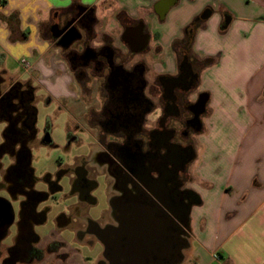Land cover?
Returning a JSON list of instances; mask_svg holds the SVG:
<instances>
[{
	"label": "crops",
	"instance_id": "obj_1",
	"mask_svg": "<svg viewBox=\"0 0 264 264\" xmlns=\"http://www.w3.org/2000/svg\"><path fill=\"white\" fill-rule=\"evenodd\" d=\"M77 4L95 8L99 19L91 43L130 54L132 64L143 59L150 82L176 74L185 50L201 64L190 99L204 95L202 125L191 127L195 154L185 185L195 199L175 264H264V0H0L1 73H9V60L15 61L22 73L11 75L12 82L27 78L31 90L45 89L74 121L85 123L81 114L96 99L95 84L88 83L91 92L83 88L67 55L83 40L65 47L49 33L53 20L69 18ZM138 40L144 52L134 51ZM92 162L103 165L93 157ZM82 226L75 228L76 240L92 248L100 243L102 250H74V261L60 263L110 264L107 245L78 234ZM55 242L39 247L46 251ZM119 254L115 259L126 264ZM48 257L45 252L31 264H50Z\"/></svg>",
	"mask_w": 264,
	"mask_h": 264
},
{
	"label": "flooded vegetation",
	"instance_id": "obj_2",
	"mask_svg": "<svg viewBox=\"0 0 264 264\" xmlns=\"http://www.w3.org/2000/svg\"><path fill=\"white\" fill-rule=\"evenodd\" d=\"M98 21L95 8L77 4L69 18L54 19L49 25L50 35L65 47L83 40L67 55L83 88L91 92L90 82L96 90L95 101L81 114L86 122H76L87 131L88 152L58 175H45L49 191L45 186L38 188L33 166L35 94L20 82L0 91V121L5 123L0 129V196L13 205L0 203V234L12 221L0 244L2 264H31L45 252H56V243L49 244L46 251L39 247L36 229L48 219L41 205L63 189L59 180L69 173L71 194L77 202L72 203V218L61 213L57 224L77 229L83 223L78 234L101 238L110 250V264H117L115 254H126L130 248L145 255L138 264H175L181 255L177 247L186 245L188 209L195 199L185 186L195 154L191 127H201L205 99L202 93L194 101L190 97L198 87L201 64L190 61L185 50L176 74L160 75L150 82L151 69L143 59L132 64L130 54L91 43ZM139 43L133 45L134 51L144 52ZM69 138L81 141L73 132ZM43 142L52 144L50 130L45 131ZM99 176L107 184L108 208L94 219L90 212L98 205L94 192L100 185ZM59 259L66 261L67 257Z\"/></svg>",
	"mask_w": 264,
	"mask_h": 264
},
{
	"label": "rangeland",
	"instance_id": "obj_3",
	"mask_svg": "<svg viewBox=\"0 0 264 264\" xmlns=\"http://www.w3.org/2000/svg\"><path fill=\"white\" fill-rule=\"evenodd\" d=\"M9 73H1L4 69L2 57H0V74L4 77L1 89L5 90L12 83L11 75H21L22 70L20 65L13 60H9L7 64ZM27 78L22 77L20 83L23 87H28L25 84ZM35 94V106L37 108L35 129L37 130V136L33 146V166L35 168L36 177L39 179L38 188H43L49 191L48 184H45L43 177L47 174L54 176L69 169L74 163L82 157V155L88 152V143L90 139L86 130H81L72 116L66 112L59 105L58 101L51 99L49 93L37 85L32 87ZM50 98V100H49ZM5 123L0 121L1 131L4 129ZM50 130L52 144H45L43 138L45 137V131ZM73 132L80 136L81 141L71 140L69 133ZM99 182V188L95 190L94 195L98 199V205L91 209L90 214L94 219H99L100 215L108 208L107 202V184L103 176L97 178ZM70 173L64 174L60 178L59 182L63 189L58 192L57 195H50L47 200L41 205V209L45 210L48 214L46 223L37 227V232L40 236L41 244H45L49 239L56 238V244L58 248L55 253H50V257L47 258V263L61 264L66 262L61 258V255H65L70 262L75 260V255L72 253L75 251H81L84 253H92L102 250V244L97 243L94 248L90 244H82L76 240L77 233L73 227H66L61 229L57 224V217L61 212H66L70 218H72V203L75 204L77 197H72ZM61 240L65 242L61 243ZM92 240V239H90ZM59 255H58V254ZM72 254V255H71ZM58 255V256H57ZM61 262V263H60ZM2 264V263H1Z\"/></svg>",
	"mask_w": 264,
	"mask_h": 264
},
{
	"label": "water",
	"instance_id": "obj_4",
	"mask_svg": "<svg viewBox=\"0 0 264 264\" xmlns=\"http://www.w3.org/2000/svg\"><path fill=\"white\" fill-rule=\"evenodd\" d=\"M204 16H205V15H204ZM58 35H59V34H58ZM58 35H57V36H58ZM203 103H204V102H203ZM0 199H3V200H0V203H1V204H4L5 201H8V203L10 204V207H13L12 203H11L7 198L0 196ZM0 218H2V215H1V214H0ZM11 224H12V221L9 220V222H8V224H7V227L5 228V230L3 231V233L0 234V244H1V242H2L5 238H7L8 234H9V228H10ZM177 239H178V240H181L180 237H177ZM134 242H135V241H134ZM135 244H136V243H135ZM181 247H182V246H180V245L177 247V250H176L177 254H180V252H181ZM107 248H108V247H107ZM130 249H132V248H130ZM118 254H119V253H118ZM120 254H122L123 259H126V264H131V263L129 262V260L132 261L133 264H138V263H140V261H141L142 263L144 262V260H142L140 257L136 256V252H135V250H133V249H132L131 251H129L128 254H126V255L123 254V253H120ZM120 254H119V255H120ZM116 255H117V254H116ZM139 258H140V261H137ZM180 258H181V257H177V261H178ZM119 260H120V259L116 258V262H117V264H120Z\"/></svg>",
	"mask_w": 264,
	"mask_h": 264
},
{
	"label": "built area",
	"instance_id": "obj_5",
	"mask_svg": "<svg viewBox=\"0 0 264 264\" xmlns=\"http://www.w3.org/2000/svg\"><path fill=\"white\" fill-rule=\"evenodd\" d=\"M23 66H24V68H25V70L27 71V72H30L32 69H31V64L27 61V60H23Z\"/></svg>",
	"mask_w": 264,
	"mask_h": 264
},
{
	"label": "trees",
	"instance_id": "obj_6",
	"mask_svg": "<svg viewBox=\"0 0 264 264\" xmlns=\"http://www.w3.org/2000/svg\"><path fill=\"white\" fill-rule=\"evenodd\" d=\"M4 79L2 77V75L0 74V91H1V86H2V83H3ZM33 91V90H32ZM33 93V92H32Z\"/></svg>",
	"mask_w": 264,
	"mask_h": 264
}]
</instances>
